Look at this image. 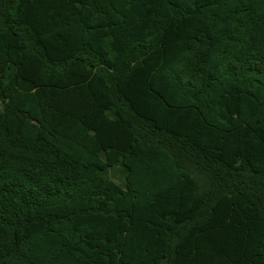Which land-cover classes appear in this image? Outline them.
Returning <instances> with one entry per match:
<instances>
[{
	"label": "trees",
	"instance_id": "trees-1",
	"mask_svg": "<svg viewBox=\"0 0 264 264\" xmlns=\"http://www.w3.org/2000/svg\"><path fill=\"white\" fill-rule=\"evenodd\" d=\"M0 264H264V0H0Z\"/></svg>",
	"mask_w": 264,
	"mask_h": 264
},
{
	"label": "rangeland",
	"instance_id": "rangeland-1",
	"mask_svg": "<svg viewBox=\"0 0 264 264\" xmlns=\"http://www.w3.org/2000/svg\"><path fill=\"white\" fill-rule=\"evenodd\" d=\"M111 175H112V177H113L114 179H116V180L120 178V176H119V172H118L117 170L112 171V172H111Z\"/></svg>",
	"mask_w": 264,
	"mask_h": 264
}]
</instances>
